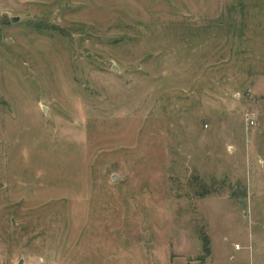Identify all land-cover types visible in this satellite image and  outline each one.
Instances as JSON below:
<instances>
[{
  "label": "rangeland",
  "instance_id": "obj_1",
  "mask_svg": "<svg viewBox=\"0 0 264 264\" xmlns=\"http://www.w3.org/2000/svg\"><path fill=\"white\" fill-rule=\"evenodd\" d=\"M0 264H264V0H0Z\"/></svg>",
  "mask_w": 264,
  "mask_h": 264
},
{
  "label": "built area",
  "instance_id": "obj_2",
  "mask_svg": "<svg viewBox=\"0 0 264 264\" xmlns=\"http://www.w3.org/2000/svg\"><path fill=\"white\" fill-rule=\"evenodd\" d=\"M249 122H250L251 124H254V123H255V120L251 118Z\"/></svg>",
  "mask_w": 264,
  "mask_h": 264
},
{
  "label": "water",
  "instance_id": "obj_3",
  "mask_svg": "<svg viewBox=\"0 0 264 264\" xmlns=\"http://www.w3.org/2000/svg\"><path fill=\"white\" fill-rule=\"evenodd\" d=\"M13 20H17V17H14Z\"/></svg>",
  "mask_w": 264,
  "mask_h": 264
},
{
  "label": "trees",
  "instance_id": "obj_4",
  "mask_svg": "<svg viewBox=\"0 0 264 264\" xmlns=\"http://www.w3.org/2000/svg\"><path fill=\"white\" fill-rule=\"evenodd\" d=\"M206 247H208V241H207V243H206Z\"/></svg>",
  "mask_w": 264,
  "mask_h": 264
}]
</instances>
